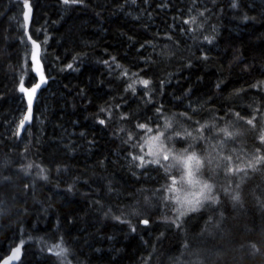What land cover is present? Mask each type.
I'll return each instance as SVG.
<instances>
[{"label": "trees", "instance_id": "16d2710c", "mask_svg": "<svg viewBox=\"0 0 264 264\" xmlns=\"http://www.w3.org/2000/svg\"><path fill=\"white\" fill-rule=\"evenodd\" d=\"M28 3L0 0V264L16 247L14 264H264V163L248 167L264 157V0ZM33 40L46 85L22 132ZM170 122L218 203L186 211L183 166L132 160Z\"/></svg>", "mask_w": 264, "mask_h": 264}, {"label": "snow or ice", "instance_id": "6c2138e0", "mask_svg": "<svg viewBox=\"0 0 264 264\" xmlns=\"http://www.w3.org/2000/svg\"><path fill=\"white\" fill-rule=\"evenodd\" d=\"M63 2L65 4H69V3L74 4V3L81 2V0H63ZM24 7L28 8L30 11V5L28 3V0H24ZM27 18H28V14L25 13V19L27 20ZM185 23H188V21H185ZM28 38H29V40H31L30 36ZM32 43H33L35 48H39V45L36 44V41L33 40ZM33 55L35 56L36 54L34 53ZM35 63H36V70L39 72V70H40L39 60L37 59ZM116 66L121 67L118 64ZM68 67H72V65H68ZM124 74L127 75V70L124 71ZM133 75H135V74H133ZM42 82H43V78H42ZM139 82L141 84H143L145 87H147L150 83L148 80H141ZM261 83L264 84V82H261ZM39 87H40L39 84L35 85V87L33 89H31V93H34L35 89L39 88ZM128 88L132 89V91L135 92V88L133 87L132 84H129ZM20 91H22V92H28L29 91L28 89H25L23 87V80H21ZM31 93H30V97H31ZM30 110H31V98H29V112H30ZM102 111H103V109H102ZM157 112H160V109H157ZM182 115H185V114H182ZM122 118H126V117H122ZM29 119H30V115H27V114L24 115V117L19 122V128L23 129L25 122L28 121ZM186 119H191V118L186 117ZM254 119H255V117H253V119L248 120L247 123L252 125ZM100 123L103 124L104 120H101ZM137 127L139 129L144 130L146 132V134H150L153 132V129L151 127H148V125H146V124H138ZM204 127H205V125H201L200 128L198 129V131L202 132ZM165 128L166 129L171 128V124L166 123ZM220 131L224 133L225 137H231L234 135V133L229 132L227 129H220ZM163 135H164L163 132H159L157 135L150 136V139L152 141L159 142L160 148L157 151L149 150L144 155H133L132 156V160L138 162L136 164L137 167L143 168L149 164H153V165H159V166L163 167L166 172L169 170L171 165L166 166L162 163V160L168 161L170 159V156H169L167 150L163 148V141L161 140V137ZM185 135L190 137V136H192V133L185 130ZM175 136L179 137V138H184V136H182L180 132H176ZM129 139H131V137H129ZM167 139L171 140V139H173V137L170 135L167 137ZM193 139L195 140L197 138L193 137ZM200 139H203V136H201ZM260 140L262 143H264V135H261ZM145 143H148V141L146 140ZM140 147L143 149V145H140ZM189 147H191V145ZM188 151H189V149H185L184 153H182L179 158L177 156L173 155L171 157V159L172 160H178V162L186 169V175L189 177H193V176H196L198 173H200V170L204 166V162L199 157L196 156L195 152H192L191 154H186V153H188ZM146 157H150V158H146ZM224 159L231 162L232 157L228 156V157H224ZM254 161H255L254 163L249 162V164H248L249 168L255 169L257 165L264 163V157L257 156L254 158ZM208 163L211 164V160H209ZM32 166L33 165L29 164V165H27V168L30 169ZM37 167H39V166H37ZM242 171H245V170L238 167V166L235 168L229 166L227 168V173H229V174L239 173ZM40 172L43 173L44 169L41 168ZM42 178L46 180L47 176H42ZM3 179H8V178L5 177ZM181 179L183 181V177ZM171 181H172L171 184L165 188V191L170 192V193H174L177 191V189L174 187L177 183L176 178L171 177ZM189 183H195V184L199 185V191L195 194L196 198L194 200L182 201V200H180L179 196H173L172 197L178 204L181 205V207H183L185 204H187L188 207H187L186 211H197L199 209V207L203 206L205 201H209L211 203H218L219 202L218 197L215 195H212L213 187H214L213 184L208 183L207 181H200V180H195V181L189 180ZM25 187H27V185H25ZM236 187L239 188V184H237ZM223 191L225 192L226 195L230 196V199L233 202L234 207L237 204H240L241 196H240L239 192H230L228 188L223 189ZM165 199H168V197H165ZM2 205H3V201H0V214H3L5 211V209ZM262 206H264V204H262ZM184 214H185L184 211L180 212L181 216ZM115 219L119 220L120 217H115ZM223 220H224V216H223V213H221L220 218L213 225V228L219 229L221 224L223 223ZM142 222L144 224H147L148 220L145 219ZM21 243H23V242H21ZM56 247L60 248L59 245H57ZM251 247L256 251L259 250L256 248V245H254V244L251 245ZM66 251H67V249L60 248V251L56 252L55 254L57 256H61L62 254L66 253ZM19 252H20V248L16 247L13 250L12 255L9 256L7 259L3 260V264H9V261H11L13 259H19V255H18Z\"/></svg>", "mask_w": 264, "mask_h": 264}, {"label": "rangeland", "instance_id": "374dc122", "mask_svg": "<svg viewBox=\"0 0 264 264\" xmlns=\"http://www.w3.org/2000/svg\"><path fill=\"white\" fill-rule=\"evenodd\" d=\"M26 107H27V105H26ZM23 115H25V114L23 113ZM170 124L173 125L172 122H170ZM159 132H163L164 133V135L161 137V140L163 141V148L167 150V152H168V154L170 156V159L168 160V162L171 165L172 164L181 165L178 162V160H172L171 159V157L173 155H175V156H177L179 158L182 153L177 152V151L174 150V145H173L172 139L171 140L167 139V137L170 136V135L173 137V135L171 134L170 128H168V129L163 128V129L159 130ZM146 140L148 141V143H145L144 146H143V149L145 150V153H147L149 150L157 151L160 148L159 142L152 141L149 138L146 139ZM186 154H190V153H186ZM146 158H150V157H146ZM202 161H203V159H202ZM162 163L165 164V162L163 160H162ZM150 165L153 166V167H158L159 166V165H153V164H150ZM183 169H184V179H183L184 186L180 187V198H181L182 201L194 200L196 198L195 194L199 191V185H197L195 183H189V180H192V181L200 180V181H202V178H200L199 174H197L196 176H193V177H189V176L186 175V169L184 167H183ZM183 207L186 208V207H188V205L185 204ZM18 255L20 257V252H19ZM17 260L18 259H13V264L16 263ZM2 264H3V262H2Z\"/></svg>", "mask_w": 264, "mask_h": 264}, {"label": "water", "instance_id": "95a60500", "mask_svg": "<svg viewBox=\"0 0 264 264\" xmlns=\"http://www.w3.org/2000/svg\"><path fill=\"white\" fill-rule=\"evenodd\" d=\"M35 56L33 57V61H34V67L36 70V60L38 59L40 62V70L39 72L36 70L37 74H38V79L36 81V83H34L33 85L26 87L25 89H28V92H24V97L27 103V111L25 113V115H30V119L28 121L25 122L24 128L20 129L22 132L25 131L28 126L30 125V123L34 120L35 118V106L36 103L38 101V98L43 90V88L46 85V77L45 75L42 73V63L40 61V48H37L35 51ZM42 78H43V82H42ZM39 84L40 87L35 89L34 93H31V89H33L35 87V85ZM30 93H31V97H30ZM29 98H31V110L29 112ZM9 264H13V260L9 261Z\"/></svg>", "mask_w": 264, "mask_h": 264}, {"label": "bare ground", "instance_id": "6f19581e", "mask_svg": "<svg viewBox=\"0 0 264 264\" xmlns=\"http://www.w3.org/2000/svg\"><path fill=\"white\" fill-rule=\"evenodd\" d=\"M127 72H128V71H127ZM132 76H133V75H132ZM133 77H134V76H133ZM136 78H137V76L135 77V79H136ZM133 79H134V78H133ZM135 79H134V80H135ZM25 106H26V105H25ZM108 111H109V113L111 112L110 110H108ZM108 111H107V112H108ZM25 112H26V111H25ZM107 112H106V113H107ZM111 113H114V112H111ZM106 115H107V114H106ZM112 115H114V114H112ZM112 115H109V116L111 117ZM116 115H117V114H116ZM118 116H119V114H118ZM161 116H163V115H161ZM116 117H117V116H116ZM116 117H115V115H114V119H115ZM163 117H164V116H163ZM163 117H161V118H163ZM166 117H167V116H165L164 119H166ZM188 117H189V116H188ZM107 118H108V116H107ZM117 118L121 120V118H119V117H117ZM111 119H112V118H111ZM120 120H119V122H120ZM162 121H163V120H162ZM117 123H118V122H117ZM146 125H147V124H146ZM74 264H75V263H74Z\"/></svg>", "mask_w": 264, "mask_h": 264}]
</instances>
